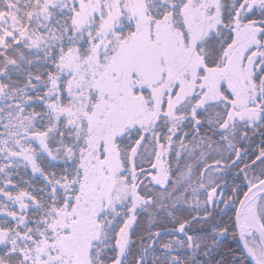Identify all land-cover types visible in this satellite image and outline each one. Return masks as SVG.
Returning <instances> with one entry per match:
<instances>
[{"label":"snow or ice","instance_id":"obj_1","mask_svg":"<svg viewBox=\"0 0 264 264\" xmlns=\"http://www.w3.org/2000/svg\"><path fill=\"white\" fill-rule=\"evenodd\" d=\"M0 264H264V0H0Z\"/></svg>","mask_w":264,"mask_h":264}]
</instances>
